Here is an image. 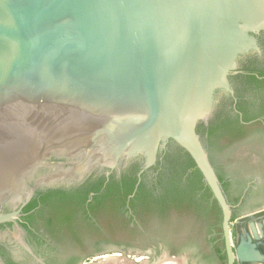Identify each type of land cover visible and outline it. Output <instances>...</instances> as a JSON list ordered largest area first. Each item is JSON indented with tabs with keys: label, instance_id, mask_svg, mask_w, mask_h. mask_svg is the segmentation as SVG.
<instances>
[{
	"label": "water",
	"instance_id": "95a60500",
	"mask_svg": "<svg viewBox=\"0 0 264 264\" xmlns=\"http://www.w3.org/2000/svg\"><path fill=\"white\" fill-rule=\"evenodd\" d=\"M261 29L264 0H0V206L42 169L150 163L173 141L221 210L227 264H264V213L235 221L233 248L230 207L195 132Z\"/></svg>",
	"mask_w": 264,
	"mask_h": 264
},
{
	"label": "flooded vegetation",
	"instance_id": "af4514ba",
	"mask_svg": "<svg viewBox=\"0 0 264 264\" xmlns=\"http://www.w3.org/2000/svg\"><path fill=\"white\" fill-rule=\"evenodd\" d=\"M249 38L195 123L221 165L215 175L231 216L264 208V29ZM241 148L248 155L235 158ZM189 158L167 141L150 163L138 156L64 177L38 171L0 206V264H227L216 201Z\"/></svg>",
	"mask_w": 264,
	"mask_h": 264
},
{
	"label": "trees",
	"instance_id": "16d2710c",
	"mask_svg": "<svg viewBox=\"0 0 264 264\" xmlns=\"http://www.w3.org/2000/svg\"><path fill=\"white\" fill-rule=\"evenodd\" d=\"M212 136H214V134L210 133L209 134V137H212ZM214 148H216V144L215 145H208V147L206 149H207V152L210 153V152L214 151ZM208 159H209L210 164L213 167L215 173H217L218 174V177H220V174L223 172L222 171V168H221V165L218 164V163H216V159L214 161L210 155L208 156ZM188 166L189 167H192V168H195L194 175L201 176V174L198 171V169H196L194 162L190 158L188 159ZM206 191H207V193L209 195L208 187L206 188ZM229 203H231V202L229 201ZM171 207L174 208L175 210H177V208H175V207H177V205H172ZM170 209H171L170 207L168 209H166L167 213L170 211ZM213 212H214L215 219L218 220L219 222H221V212H220V209L217 207V205H216L215 202H214V205H213ZM235 217H236V214L234 213L231 216V221Z\"/></svg>",
	"mask_w": 264,
	"mask_h": 264
},
{
	"label": "rangeland",
	"instance_id": "374dc122",
	"mask_svg": "<svg viewBox=\"0 0 264 264\" xmlns=\"http://www.w3.org/2000/svg\"><path fill=\"white\" fill-rule=\"evenodd\" d=\"M262 213H264V208L256 210V211H252V212L240 213V214H237L236 217L231 221L229 228H230L231 243H232L233 248L237 245V234H236L235 221L248 218L251 216H255L258 214H262ZM162 264H169V262L164 261V263ZM237 264H240V263H237Z\"/></svg>",
	"mask_w": 264,
	"mask_h": 264
},
{
	"label": "bare ground",
	"instance_id": "6f19581e",
	"mask_svg": "<svg viewBox=\"0 0 264 264\" xmlns=\"http://www.w3.org/2000/svg\"><path fill=\"white\" fill-rule=\"evenodd\" d=\"M114 262V261H113ZM111 263V262H110ZM115 263V262H114ZM106 264V263H105ZM109 264V263H108Z\"/></svg>",
	"mask_w": 264,
	"mask_h": 264
}]
</instances>
